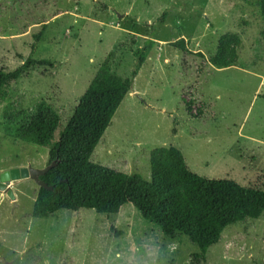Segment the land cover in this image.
Instances as JSON below:
<instances>
[{
    "label": "rangeland",
    "instance_id": "rangeland-1",
    "mask_svg": "<svg viewBox=\"0 0 264 264\" xmlns=\"http://www.w3.org/2000/svg\"><path fill=\"white\" fill-rule=\"evenodd\" d=\"M256 1L0 0V69L28 57L52 64L14 82L0 103V173L44 168L99 67L129 77L134 52L151 41L90 160L149 180L150 151L175 147L201 177L264 191V26ZM225 34L241 39L237 63L215 69L209 59ZM180 39L186 52L171 46ZM41 102L59 116L51 140L10 139L6 118ZM9 188L14 200L0 191V264H264V213L228 226L202 260L187 237L164 236L131 204L110 218L81 209L35 219L39 187L24 179Z\"/></svg>",
    "mask_w": 264,
    "mask_h": 264
},
{
    "label": "trees",
    "instance_id": "trees-1",
    "mask_svg": "<svg viewBox=\"0 0 264 264\" xmlns=\"http://www.w3.org/2000/svg\"><path fill=\"white\" fill-rule=\"evenodd\" d=\"M255 6L264 26V0H257ZM40 36L33 37L35 43ZM259 41H264V28ZM151 45L147 41L146 46L134 52L137 63L129 77L112 73L105 63L99 67L59 133L58 141L48 152L47 165L56 162V166L39 179L51 190L38 188L31 215L35 219H47L60 210L87 209L110 218L123 205L131 204L142 219L155 225L164 236L187 237L199 249L194 257L205 260L208 249L219 242L228 226L262 216L263 190L201 177L189 170L181 151L175 147L150 151L149 180L90 160L114 114L131 91ZM240 45L238 35H222L209 64L215 69L235 66ZM171 46L187 51L182 39ZM50 67L49 60L28 57L12 71L0 69V103L5 101L14 82ZM59 121L57 113L41 102L31 113L6 118V134L15 141L44 146L51 140ZM110 231L120 235L113 227Z\"/></svg>",
    "mask_w": 264,
    "mask_h": 264
},
{
    "label": "water",
    "instance_id": "water-1",
    "mask_svg": "<svg viewBox=\"0 0 264 264\" xmlns=\"http://www.w3.org/2000/svg\"><path fill=\"white\" fill-rule=\"evenodd\" d=\"M56 166V162H52L46 165L42 169L28 167L12 168L0 173V191H5L7 196L14 200V194L9 188V184L12 181L30 179L32 180L39 188L46 190H51V187H48L44 184L39 177L48 172L51 168Z\"/></svg>",
    "mask_w": 264,
    "mask_h": 264
}]
</instances>
